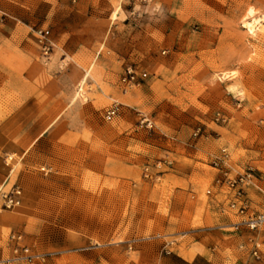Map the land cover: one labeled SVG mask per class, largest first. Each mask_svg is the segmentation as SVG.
<instances>
[{"label":"rangeland","instance_id":"1","mask_svg":"<svg viewBox=\"0 0 264 264\" xmlns=\"http://www.w3.org/2000/svg\"><path fill=\"white\" fill-rule=\"evenodd\" d=\"M249 7L260 15L264 0H0V189L22 190L0 208V264H160L171 240L185 258L264 264V230L256 261L215 184L250 167L245 196L264 212V30L241 27ZM37 27L50 31L48 60ZM126 66L145 76L123 93ZM13 231L37 258L11 259Z\"/></svg>","mask_w":264,"mask_h":264},{"label":"built area","instance_id":"2","mask_svg":"<svg viewBox=\"0 0 264 264\" xmlns=\"http://www.w3.org/2000/svg\"><path fill=\"white\" fill-rule=\"evenodd\" d=\"M3 20V16L0 13V21ZM33 34L40 50L41 56L45 59H49V56L53 50V42L51 40V34L49 29L37 27L33 30ZM144 73L137 72L131 66H126L120 79L121 90L126 93L132 87L138 86L140 81L143 80ZM122 104L120 102H113L112 105L104 112L103 117L106 121H112L120 115ZM140 126H145L148 129L154 127L153 120L146 114H139ZM216 122L226 123L228 118L226 115L216 112L214 116ZM199 128L193 132V136H197ZM222 157L213 161V165L216 168L219 167V162L226 160L228 153L226 148L221 149ZM12 155H6L4 158V164L8 167V174L5 181L9 178L13 172ZM162 162L158 161L155 164L156 168H161ZM41 169H44L43 167ZM144 175H149V167L144 168ZM215 184L221 188L230 190L231 196L229 197L228 208L236 215L241 216V221L235 224V227L239 225L245 226L247 230L253 232L249 236V242L251 246L249 248V255L256 261L261 259V243L258 240L259 232L264 230V212H251V203L245 196L246 190L250 186H256V178L249 167L243 172L232 175L224 169L219 171V176L215 179ZM209 192V190L207 191ZM22 201L21 187L15 182L10 185L7 190L0 189V208L13 209L20 205ZM8 242L11 245L12 260H24L27 262L33 261L38 255L30 250V247L26 244L24 236L21 232L13 231L8 235ZM173 245V240L164 241L163 249L166 254H170V247ZM243 248L244 246L241 245Z\"/></svg>","mask_w":264,"mask_h":264},{"label":"bare ground","instance_id":"3","mask_svg":"<svg viewBox=\"0 0 264 264\" xmlns=\"http://www.w3.org/2000/svg\"><path fill=\"white\" fill-rule=\"evenodd\" d=\"M240 19V18H239ZM232 22V21H231ZM259 26L257 27V25ZM240 25L242 28H245V33L248 35H257V31L264 30V13L258 15L257 10L253 7H249L242 15L240 19ZM257 27V29H256ZM263 33V32H261ZM235 71H221L217 75L219 79L230 80L234 78Z\"/></svg>","mask_w":264,"mask_h":264},{"label":"crops","instance_id":"4","mask_svg":"<svg viewBox=\"0 0 264 264\" xmlns=\"http://www.w3.org/2000/svg\"><path fill=\"white\" fill-rule=\"evenodd\" d=\"M160 264H242L240 261L226 262L217 258L214 254L210 256L194 253L189 258L183 257L178 251H172Z\"/></svg>","mask_w":264,"mask_h":264}]
</instances>
